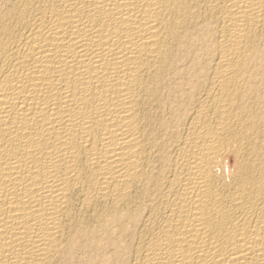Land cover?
Masks as SVG:
<instances>
[{
	"label": "bare ground",
	"instance_id": "bare-ground-1",
	"mask_svg": "<svg viewBox=\"0 0 264 264\" xmlns=\"http://www.w3.org/2000/svg\"><path fill=\"white\" fill-rule=\"evenodd\" d=\"M0 264H264V0H0Z\"/></svg>",
	"mask_w": 264,
	"mask_h": 264
}]
</instances>
